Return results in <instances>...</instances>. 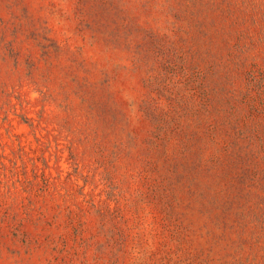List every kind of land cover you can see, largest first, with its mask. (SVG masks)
I'll use <instances>...</instances> for the list:
<instances>
[{"label":"rangeland","instance_id":"obj_1","mask_svg":"<svg viewBox=\"0 0 264 264\" xmlns=\"http://www.w3.org/2000/svg\"><path fill=\"white\" fill-rule=\"evenodd\" d=\"M0 264H264V0H0Z\"/></svg>","mask_w":264,"mask_h":264}]
</instances>
